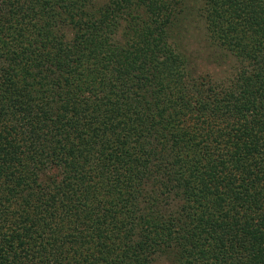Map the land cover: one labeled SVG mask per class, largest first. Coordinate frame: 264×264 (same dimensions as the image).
<instances>
[{"label": "trees", "instance_id": "1", "mask_svg": "<svg viewBox=\"0 0 264 264\" xmlns=\"http://www.w3.org/2000/svg\"><path fill=\"white\" fill-rule=\"evenodd\" d=\"M160 261L264 264V0H0V264Z\"/></svg>", "mask_w": 264, "mask_h": 264}, {"label": "rangeland", "instance_id": "2", "mask_svg": "<svg viewBox=\"0 0 264 264\" xmlns=\"http://www.w3.org/2000/svg\"><path fill=\"white\" fill-rule=\"evenodd\" d=\"M194 23V22H193ZM197 26H195L194 24H192V27L189 29V34H192V37L190 38V40L188 41V46L187 48L188 49H191V50H196L198 51V53L200 54L199 55V58H198V65H199V70L201 72H210L212 74H219L220 72H222V67L221 66H217L211 62H209L205 55L203 54V52H201V37H200V31H198L196 29ZM155 264H167L166 262L164 261H160L158 263H155Z\"/></svg>", "mask_w": 264, "mask_h": 264}]
</instances>
